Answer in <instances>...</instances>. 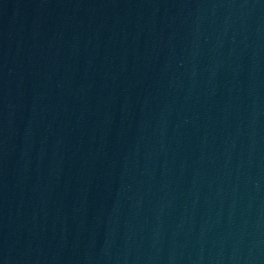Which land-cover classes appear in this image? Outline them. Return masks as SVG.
<instances>
[{"label": "water", "instance_id": "1", "mask_svg": "<svg viewBox=\"0 0 264 264\" xmlns=\"http://www.w3.org/2000/svg\"><path fill=\"white\" fill-rule=\"evenodd\" d=\"M0 264H264V0H0Z\"/></svg>", "mask_w": 264, "mask_h": 264}]
</instances>
